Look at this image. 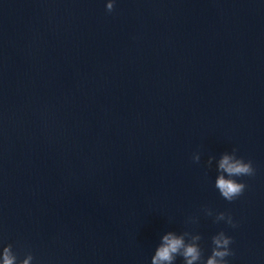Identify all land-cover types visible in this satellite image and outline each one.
<instances>
[{
  "label": "clouds",
  "instance_id": "obj_1",
  "mask_svg": "<svg viewBox=\"0 0 264 264\" xmlns=\"http://www.w3.org/2000/svg\"><path fill=\"white\" fill-rule=\"evenodd\" d=\"M115 0H107L106 11H114ZM237 149L231 153L222 154L217 163L218 175L215 179V188L220 195L228 202H232L241 196L247 185L237 180L238 177L254 176L255 168L251 160L245 161L236 155ZM200 154L193 155V161L200 162ZM213 157H209L207 164L212 165ZM208 216H213V210L205 208ZM224 221L227 225L235 228L237 225L228 212L215 213L214 222ZM202 236L199 233L193 234L184 231L180 234L169 231L161 237L159 245L156 247L154 255L151 257V264H175L177 257H181L183 264H229L227 257L233 256L234 252L230 245L233 243L231 236L220 231L211 237V254L205 259L201 247ZM0 264H31L34 257L28 253L25 258L18 260L13 252V246L7 244L2 249Z\"/></svg>",
  "mask_w": 264,
  "mask_h": 264
}]
</instances>
